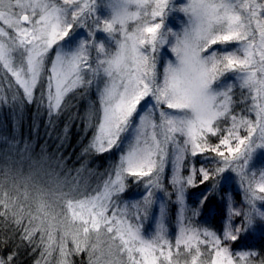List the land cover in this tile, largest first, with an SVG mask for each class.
I'll list each match as a JSON object with an SVG mask.
<instances>
[{
	"label": "snow or ice",
	"instance_id": "1",
	"mask_svg": "<svg viewBox=\"0 0 264 264\" xmlns=\"http://www.w3.org/2000/svg\"><path fill=\"white\" fill-rule=\"evenodd\" d=\"M101 7L105 17L98 14ZM175 13L187 18L179 31L166 23ZM0 22L6 25L0 27V65L5 79L7 73L15 78V85L9 80L8 87L22 89V102H33L46 76L40 102L51 119L68 106L69 94L97 85L99 107H90L86 114L89 125L95 120V134L85 151L108 153L120 147L125 133H134L112 173L93 192L80 185L79 170L75 183L54 177L58 191L53 195L60 196L66 208L62 219L49 211L43 196L36 212L26 215L19 214L23 206L19 213L15 210L7 194L0 197L5 210L0 215L25 225L23 239L39 244L43 257L57 252L58 264H71L69 257L80 253L87 254L88 264H174L167 211L154 196L166 191L161 175L171 156V183L181 211L177 254L181 245L188 252L195 249L191 264H197L199 245L206 244L212 255L208 264H257V253L234 252L230 244L240 241L242 231L247 233L257 219L264 222V207L256 206L257 200L264 201L258 195L264 193V172L257 180L248 167L257 150H264V0H0ZM76 28H87L88 37L76 39ZM99 33L114 47L98 41ZM165 51L174 59L164 60ZM234 90L254 118L238 115ZM16 99L15 93L4 95L0 83V102ZM210 137L218 142H210ZM28 149L25 145V152ZM204 153L221 158L216 174L231 170L242 185L247 181L249 209L242 227L229 223L222 235L191 227L183 217L197 170L191 168L187 175L181 170L189 155ZM199 173L200 184L209 180V171L200 168ZM128 177L143 181L147 191L140 202L121 208L117 200ZM11 179V168L0 165V187ZM200 199L203 203L207 194ZM154 204L159 216L147 235L143 221ZM105 235L106 248L101 247ZM0 264H13V257H0Z\"/></svg>",
	"mask_w": 264,
	"mask_h": 264
},
{
	"label": "trees",
	"instance_id": "2",
	"mask_svg": "<svg viewBox=\"0 0 264 264\" xmlns=\"http://www.w3.org/2000/svg\"><path fill=\"white\" fill-rule=\"evenodd\" d=\"M91 21H89L90 23ZM84 30L88 35L87 28H76L74 34ZM111 48L114 45L110 44ZM55 49L49 54L50 61L54 58ZM163 58L170 57V51L162 53ZM161 70V69H160ZM0 65V83L3 85L4 95L11 97L14 93L17 95L16 101L7 103L0 102V165L7 164L11 168L12 179L0 187V197L7 194L11 201L17 205L15 209L19 213V206H23L26 215L29 211L35 213V202L31 203L29 198L25 199V183H29L28 177H24L30 172L32 160L36 161L37 167H42L46 171L52 169H62L65 173L78 175H89L88 180L99 185L118 162L122 154V147L112 149L108 153L98 154L93 150L85 151L90 145L95 134V120L89 125L87 113L91 107L98 108L99 101L97 96V85L91 88L77 89L66 99L70 101L68 106L57 116L51 119L44 104L40 102V94L45 91L44 87L36 90V95L32 103L24 101L22 89L16 87L9 88L8 81H14ZM237 101L235 109L238 115H245L254 118V113L248 111V103L241 101L239 97H234ZM138 116L135 118L137 120ZM136 122V121H135ZM127 133L123 135L126 136ZM241 129V135H244ZM8 136V137H7ZM122 137V138H123ZM210 142L216 143L217 138L210 137ZM17 145L21 149H17ZM25 145L29 146L25 152ZM47 155L48 161L42 160ZM30 157V159H22ZM9 157L10 159H6ZM221 158L215 153H204L196 157L188 156L182 174L190 173L191 168L197 170L194 179L197 181L196 187H189L186 195L187 208L184 211V220L191 227L199 228L201 231L207 229L222 235L224 229L229 223L232 226H241L243 224V214L248 211L249 205L245 199V187L247 181L242 185L239 176L231 170L222 174H216L215 169L222 166ZM248 167L255 172L258 180L261 173L264 172V156H259L255 161H251ZM62 164V167H61ZM169 167L161 175V184L166 191H156V199L163 200L167 211L166 223L168 226V238L173 243V262L174 264H191L192 252L185 250L181 245L177 254L175 248V239L179 230V204L176 200V191L171 183L172 171ZM204 168L209 171L210 178L203 184L199 183L201 174L199 169ZM21 175V176H19ZM28 175V174H26ZM18 176V177H17ZM16 178V180H14ZM126 190L121 194L125 201H141L147 189L143 181H136L135 178H126ZM207 194V199L201 203V195ZM264 196V193H258ZM14 197H16L14 199ZM28 197V196H27ZM258 208L264 207V201L257 200ZM197 209V214L192 215L191 209ZM0 211H5L0 208ZM238 211L241 215H235ZM144 224V222H143ZM25 225H18L12 221L11 216L0 215V257H13V264H44L41 246L34 245L23 239L22 228ZM152 220L148 217L144 225V231L153 227ZM242 239L236 243L230 244L232 250L247 251L251 250L257 253L255 257L257 264L264 260V222L257 219L252 229L247 233L242 231ZM201 239H205L201 237ZM103 245L104 242H103ZM201 255L197 264H208L212 259L209 246L199 245ZM71 264H88L86 253L74 254L69 257ZM51 264V263H47Z\"/></svg>",
	"mask_w": 264,
	"mask_h": 264
},
{
	"label": "rangeland",
	"instance_id": "3",
	"mask_svg": "<svg viewBox=\"0 0 264 264\" xmlns=\"http://www.w3.org/2000/svg\"><path fill=\"white\" fill-rule=\"evenodd\" d=\"M177 2L178 3H183L184 0H177ZM98 14L101 15L102 17H105L107 15V12L101 7L99 9ZM186 19L187 18L184 16L183 13H175V14H171L169 16V19L167 20L166 23H167V25L170 28H172L173 31H179L181 26H182V24L184 22H186ZM0 27H5L6 28V25H3V23L0 22ZM84 33H86V32L84 30H81L79 33L74 34L75 38L76 39H86L88 37V35H85ZM97 39H98V41L105 42L106 46L111 48L110 44L112 42L110 40H108L106 34L99 33ZM93 55H95V53ZM169 58H173L174 59V57H172V56L169 57L168 56L167 58L165 57L164 60H167ZM49 59H50V56H49ZM161 71H162V68H161ZM8 75L11 76L10 73H8ZM12 79H13L14 85H15V78L12 77ZM41 86L46 89V87H47L46 76L42 78L40 84H38V86H37V89H39V87H41ZM14 87L19 89L18 86H14ZM71 94H73V93H71ZM71 94H69L68 97H70ZM35 95H36V92H35ZM97 96H98V101H99L98 92H97ZM234 97H239L240 98L239 90H234ZM91 107H93V106L91 105ZM140 114H143V112H141ZM135 121H136V123H138V118ZM133 135H134V133L129 132V133L126 134L125 137L122 138V142H121L122 153H123L124 150H126L127 145L129 143V141L131 140ZM16 148L17 149H21L19 145H17ZM259 156H264V150L258 149L257 152L254 154L252 161L253 160L255 161V159L258 158ZM250 163H253V162H250ZM169 167H171L170 169H171L172 175H173V173L175 172V168H174V165L172 163L171 156L169 157V161H168V163L165 166L164 172ZM112 169L107 174V176L105 177L104 180H106L108 178L109 174L112 173ZM167 171H169V170H167ZM26 174H28V175H26ZM26 174H25L24 177L25 178L28 177L30 182L29 183H25L24 187L27 189L26 193H27V196H28L27 198L30 199L29 201L31 203L35 202L34 203L35 204V210L37 208V203H38L40 197L43 196V198L50 205L49 211L57 214L58 218L62 219L64 213L66 212V208L64 207L63 199L60 196H58V195H53L54 192L58 191V189L56 187V182L54 181V177L58 176L59 180H65L66 182L67 181H71V182L75 183L76 182V178H77L78 175L65 173V172L62 171V169H58V170L52 169V171L51 170L50 171H46L42 167H37L36 163L35 164L32 163V167H31L30 172H28ZM181 175H183L182 174V170H181ZM19 176H21V175H19ZM88 178H89V175H82V176L79 175V177H78L79 183L82 186V188L86 184L87 192L91 193L97 188L98 185L95 182L88 180ZM112 178L114 179V175L112 176ZM14 180H16V178ZM103 181L99 185H102ZM8 182H10V180ZM64 191H68V187L67 186L64 188ZM144 195H145V193H144ZM144 195H143V197H144ZM15 198L16 197H14V199ZM156 200L159 201V202H163V200H160V199H156ZM133 202H140V201H130V200L125 201L122 196H120L119 199L117 200V203L120 204L121 208H123L124 204H131ZM178 215H179L178 225H180V218H181L180 206H179V209H178ZM158 216H159L158 205L154 204L152 209H151L150 215H149V218L152 220V224L154 226L149 228L147 231L143 230L147 235H151L153 233V231L155 229V224H156V220H157ZM183 217L185 218L184 212H183ZM146 220L147 219H145L143 221L144 225L146 223ZM177 235H178V233H177ZM103 242H104L105 245H103ZM107 242H108V237L106 235L102 236L101 237V247L106 248L107 247ZM69 247L71 248L72 245L69 244ZM59 259L60 258H59L58 253L54 252L51 256H48V257H46L44 259V264H47V263L58 264Z\"/></svg>",
	"mask_w": 264,
	"mask_h": 264
}]
</instances>
